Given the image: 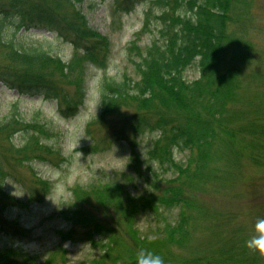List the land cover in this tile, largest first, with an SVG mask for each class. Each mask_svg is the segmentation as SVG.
<instances>
[{"label":"trees","instance_id":"obj_1","mask_svg":"<svg viewBox=\"0 0 264 264\" xmlns=\"http://www.w3.org/2000/svg\"><path fill=\"white\" fill-rule=\"evenodd\" d=\"M83 1L0 0V83L20 95L57 100L63 115L79 111L85 102L88 69L106 67L111 54L108 38L89 25L81 10L76 9L73 21L59 13L63 4L74 6ZM112 2L116 4L112 8L113 15L129 13L145 4L142 27L128 48V52L138 58L130 57L136 78L124 76L116 81L105 76L99 82L98 115L87 124L86 132L91 138L87 148L95 152L124 142L130 148L132 163L137 157L140 162V148L135 138L156 133L149 148L141 150V161L150 169V174L141 175L148 188L136 200L125 197L121 181L83 188V192L77 194L79 200L57 212L63 220L74 225L60 235L61 241L72 240L83 229L81 241L100 251L92 264H135L141 249L160 255L164 264H256V257L248 256L247 248L243 250L241 245L244 239L237 235L233 241L222 243L210 256L183 259L169 253L172 245L179 247L189 242L188 216L183 205L187 197L204 189L217 191L218 186L225 184L226 179L218 174L217 166L220 138L225 144L235 135L233 140L240 139L250 146L241 151H228L237 159L247 154L254 164H264V156H260L264 155V120L249 117L239 122L240 117L235 118L229 112L240 85L239 68L231 61L229 44L239 39L235 38V32L228 30L231 25L239 24L244 0ZM152 11H155L153 17ZM151 19L156 21L154 35L140 48L136 43L140 35L150 30ZM40 28L70 43L74 51L68 61L24 39L30 31ZM195 62L199 76L187 80L185 72ZM64 86L73 87V92L69 94ZM130 108L132 113H123ZM253 112L251 116L260 114L258 109ZM111 116H122V119L111 132L96 136V127ZM24 132L27 135L22 144L15 147L14 135ZM51 134L44 123L25 122L17 114L0 123V138L9 142L6 152L14 165L23 166L35 160L57 165L59 160H65L51 145L40 140L39 136L48 138ZM257 149L262 153H257ZM177 150L186 152L184 163L176 162ZM168 171H172L173 176H163L162 172ZM34 174L35 182L27 186L0 164V233L7 237L31 234L13 218L14 208L22 210L42 204L52 190L48 180ZM11 183L23 187L24 199L12 195L8 190ZM87 199L116 207L125 228L122 232L137 245V250L114 253L121 249L113 234L116 228L104 225L86 212L81 204H86ZM176 207L180 210L172 222L166 212ZM145 214L154 217L158 235L153 233L151 238L142 237L136 225ZM4 251L0 252L4 259H0V264H13L11 256L17 252Z\"/></svg>","mask_w":264,"mask_h":264},{"label":"rangeland","instance_id":"obj_2","mask_svg":"<svg viewBox=\"0 0 264 264\" xmlns=\"http://www.w3.org/2000/svg\"><path fill=\"white\" fill-rule=\"evenodd\" d=\"M115 5L112 0H84L74 6L68 3L61 6L59 13L66 16L68 21L74 20L76 9L81 10L89 25L106 36L111 43L107 66L88 69L85 102L79 111L72 115H63L57 100L20 95L0 83V123L13 114H17L25 122L44 123L52 134L48 138L39 136L40 140L51 145L59 152V156L65 159L59 160L57 165L39 160L23 166L14 165L6 152L9 142L0 138V164L4 169L20 177L27 186L35 182L34 173L52 185L49 196L42 204L22 210L14 208L13 218L25 229L30 230L29 236L7 237L0 233V252H17L12 256L10 252L9 255L13 264H92L95 257L100 255V251L81 241L84 237L83 229L78 231L72 240L61 241L62 234L74 225L63 220L57 212L68 203L79 200L77 194L92 184L103 185L111 181H121L125 188V197H132L134 200L148 188L145 177L141 175L150 174V169L149 165L141 161V150L149 148L156 133H146L135 138L140 148V162L137 157L132 163L129 158L130 148L124 142H116L95 152L87 148L91 145V138L87 135L86 127L98 115L99 82L105 76L116 81H120L124 76L136 78L130 57L134 60L138 58L133 52L130 54L128 48L142 27L145 4L136 6L129 13L119 12L113 15L112 8ZM154 15L155 11H152L151 17ZM150 26V30L140 35V41L136 43L140 48L154 35V19H151ZM228 31L235 32V38L239 39L229 43L231 61L239 68L237 79L240 85L235 102L229 107L230 115L240 117L239 122L249 117L264 120V0H244L239 24L231 25ZM24 39L36 42L64 62L73 55L74 50L69 42L54 38L45 28L30 31ZM185 74L187 80H195L199 76L197 62ZM64 89L69 94L74 90L71 86H64ZM256 109L260 114L251 116ZM132 112V108L123 111L124 114ZM121 119L122 116L106 118L103 124L96 127V136L111 132ZM26 135V132L14 135L15 147L22 144ZM233 139H227L225 144L221 138L217 142V147L221 149L217 164L218 174L224 176L225 184L218 186L220 188L217 191L204 189L192 192L183 203L188 216L189 242L184 246L172 245L169 248V253L175 258L191 259L213 255L222 243L233 241L236 235L244 239L241 242L243 249L254 222L258 218H264V164H254L247 154L241 155L239 159L234 157L228 150L241 151L250 145L240 139ZM255 151L262 153L260 149ZM186 155L185 152L177 150L174 158L176 162L184 163ZM162 173L165 177L173 176L172 171ZM8 190L12 193L16 191V197L19 199L25 198L23 187L11 183ZM86 201V204H81L86 212L104 225L116 228L113 234L117 242H120L118 246L121 247V252L115 250L114 253H122L128 249L137 250V245L122 232L125 228L114 205H100L92 199ZM179 210V207H176L166 212L172 222L178 217ZM136 225L142 237L151 238L153 233L158 235L152 214L141 216ZM246 252L248 256L256 257V264H264V260L248 249ZM106 259L109 261L110 257Z\"/></svg>","mask_w":264,"mask_h":264},{"label":"clouds","instance_id":"obj_3","mask_svg":"<svg viewBox=\"0 0 264 264\" xmlns=\"http://www.w3.org/2000/svg\"><path fill=\"white\" fill-rule=\"evenodd\" d=\"M12 195L18 196L16 191ZM244 243L249 252L264 260V218H258L254 222L250 234ZM135 264H164V260L158 254L141 249L136 255Z\"/></svg>","mask_w":264,"mask_h":264}]
</instances>
